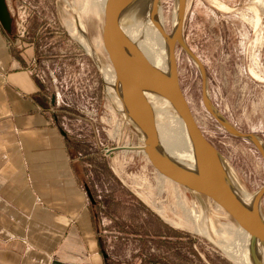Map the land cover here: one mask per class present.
Listing matches in <instances>:
<instances>
[{
	"label": "rangeland",
	"instance_id": "1",
	"mask_svg": "<svg viewBox=\"0 0 264 264\" xmlns=\"http://www.w3.org/2000/svg\"><path fill=\"white\" fill-rule=\"evenodd\" d=\"M103 4L37 0V37L38 69L57 102L59 124L91 161L85 180L97 202L108 264H236L223 249L235 235V222L211 200L197 198L154 169L142 148L143 135L116 99L109 85L114 70L102 42ZM176 6L177 0H160L164 21L171 22ZM183 37L205 67L214 107L264 145V0H188ZM176 60L198 126L222 155L236 187L256 195L264 188L262 155L209 113L200 70L179 45ZM260 212L264 219V194Z\"/></svg>",
	"mask_w": 264,
	"mask_h": 264
},
{
	"label": "crops",
	"instance_id": "2",
	"mask_svg": "<svg viewBox=\"0 0 264 264\" xmlns=\"http://www.w3.org/2000/svg\"><path fill=\"white\" fill-rule=\"evenodd\" d=\"M6 1L12 32L0 24V264H108L97 202L86 189L91 161L61 128L38 69L37 0Z\"/></svg>",
	"mask_w": 264,
	"mask_h": 264
},
{
	"label": "water",
	"instance_id": "3",
	"mask_svg": "<svg viewBox=\"0 0 264 264\" xmlns=\"http://www.w3.org/2000/svg\"><path fill=\"white\" fill-rule=\"evenodd\" d=\"M139 0H107L103 8L102 42L116 75L117 92L123 112L144 138L143 151L154 169L167 179L180 185L197 198L211 200L225 214L247 232L251 238V258L254 264H263L257 257V245L264 248V219L258 204L264 194L262 188L252 208H248L230 184L225 161L198 126L185 98L178 76L176 48L179 45L198 66L203 85V101L209 113L232 136L252 143L264 160V145L253 134H246L231 125L211 102L205 67L189 49L184 37V24L188 0H177L178 29L168 38L169 64L167 71L153 66L123 33L121 10ZM158 3V0H155ZM129 8H126V10ZM0 24L7 34L12 32V18L6 0H0ZM148 94L160 96L175 109L184 123L191 147L192 163L187 169L160 151L155 114L148 101ZM236 186V185H234ZM90 200L93 194L86 186ZM107 257V255H106Z\"/></svg>",
	"mask_w": 264,
	"mask_h": 264
},
{
	"label": "bare ground",
	"instance_id": "4",
	"mask_svg": "<svg viewBox=\"0 0 264 264\" xmlns=\"http://www.w3.org/2000/svg\"><path fill=\"white\" fill-rule=\"evenodd\" d=\"M106 2L107 0H104V7ZM126 8H129V10H126ZM177 10L178 3L173 12L171 22L167 19L164 21L160 7V0H158V3L155 2V0H139L129 7H123L121 10V26L124 35L140 50L143 56L153 66L161 71H167L169 64L168 38L174 36L178 29ZM170 23L172 25L171 34L168 33L169 30L167 27ZM78 26L80 29H83L82 24L79 21ZM84 41L91 45L86 36H84ZM87 51L93 53L94 49L92 48L91 51L87 49ZM110 79L112 83L109 85L111 86L116 99L120 102L117 92H115V89L113 90V87L117 86L115 72ZM148 101L155 114L156 128L160 141V151L172 160L182 164L185 168L190 169L192 163L191 147L183 121L172 105L164 98L148 94ZM229 178L231 186L237 189V187L234 186L235 184L231 180V177ZM237 194L243 199V202L248 208L253 207L256 195L246 196L239 189H237ZM260 202L258 204L259 211ZM218 208L219 207H217V209ZM219 210L221 209L219 208ZM190 212L191 218L198 223L200 216L193 210ZM222 213L224 212L222 211ZM232 224L234 229H232V226L230 225L232 229L231 231L234 232L235 235L233 238H231L230 235V240L224 241L226 246L223 249L225 250L226 255L236 264H254L251 258V238L249 234L234 223ZM200 233L204 234L207 238L212 239L208 230H201ZM256 248L257 250H255V253L257 257H260L264 264V248L258 245Z\"/></svg>",
	"mask_w": 264,
	"mask_h": 264
}]
</instances>
